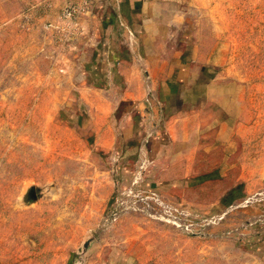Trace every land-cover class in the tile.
Instances as JSON below:
<instances>
[{"label":"rangeland","instance_id":"rangeland-1","mask_svg":"<svg viewBox=\"0 0 264 264\" xmlns=\"http://www.w3.org/2000/svg\"><path fill=\"white\" fill-rule=\"evenodd\" d=\"M221 1L112 39L0 0V264H264V0Z\"/></svg>","mask_w":264,"mask_h":264},{"label":"crops","instance_id":"crops-1","mask_svg":"<svg viewBox=\"0 0 264 264\" xmlns=\"http://www.w3.org/2000/svg\"><path fill=\"white\" fill-rule=\"evenodd\" d=\"M217 1L219 4L222 3L221 0H63L62 3L59 2L58 6L55 4V0H38L42 7L50 8L51 12L57 13V16L48 22H56L63 8L69 4L78 3V5L82 6L87 2L89 6L91 2H96L97 11L101 14V21L108 24L109 27L112 25L110 28L114 29L112 39L118 34L121 35V31L125 32L124 35L127 37L133 38L139 36L151 37L158 34L162 30L165 21L166 13L164 9L170 5L194 4L203 6L214 4ZM64 2L67 3L62 8ZM217 12L216 16L215 9L213 10V20H219L220 14L219 11ZM215 35L220 38L219 32L215 33ZM219 43L220 41L216 43V40L213 42V54L219 47Z\"/></svg>","mask_w":264,"mask_h":264},{"label":"built area","instance_id":"built-area-1","mask_svg":"<svg viewBox=\"0 0 264 264\" xmlns=\"http://www.w3.org/2000/svg\"><path fill=\"white\" fill-rule=\"evenodd\" d=\"M87 8V2L82 6L78 4H69L63 8L60 17L56 22H48L45 26L51 31V33H56L59 36L71 37V35L80 31L77 19L79 14Z\"/></svg>","mask_w":264,"mask_h":264}]
</instances>
